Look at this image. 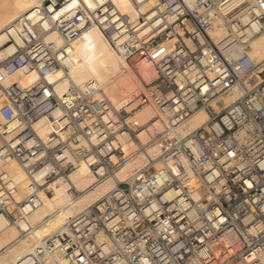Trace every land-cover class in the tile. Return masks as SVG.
Masks as SVG:
<instances>
[{
	"label": "built area",
	"instance_id": "obj_1",
	"mask_svg": "<svg viewBox=\"0 0 264 264\" xmlns=\"http://www.w3.org/2000/svg\"><path fill=\"white\" fill-rule=\"evenodd\" d=\"M92 1L93 8L46 0L22 17L20 51L0 61V100L8 102L0 107V163L14 159L30 178L48 182L76 168L71 153L98 183L156 145L159 167L149 161L73 217L68 232L38 242L14 264H264V62L251 56L264 33V0H130L136 18L112 0ZM221 24L226 35L217 38ZM91 25L123 61L145 68L143 93L120 109L99 96L96 81L60 96L48 79ZM54 30L60 45L46 40ZM33 68L36 83L6 82ZM235 88L243 95L227 104ZM146 105L157 109L152 125L163 130L131 120ZM200 109L207 122L177 135ZM42 120L46 138L36 128ZM120 137L133 144L128 152ZM14 178L0 168V214L19 225L41 198L35 181L18 201ZM32 229L20 228L19 238Z\"/></svg>",
	"mask_w": 264,
	"mask_h": 264
},
{
	"label": "bare ground",
	"instance_id": "obj_2",
	"mask_svg": "<svg viewBox=\"0 0 264 264\" xmlns=\"http://www.w3.org/2000/svg\"><path fill=\"white\" fill-rule=\"evenodd\" d=\"M45 1L0 0V61L20 51L19 45L22 46V42L18 28L22 17L35 9L41 11ZM81 1L87 5L89 3L93 5L92 0H87V3L85 0ZM112 1L122 13L128 14L131 18L137 17L139 11L130 0ZM73 5L69 4L68 8ZM39 11L31 14L36 23L39 22V19L35 17ZM214 35L217 38L226 35L225 27L222 24L218 26ZM46 40L58 45L62 43L61 34L56 30L49 32ZM171 43L166 42L165 46H170ZM251 56L258 64L264 62V33L252 41ZM144 73L145 68L142 69L141 74L144 75ZM38 78V70L33 68L28 72L7 78L6 82L18 81L22 86H29L36 83ZM254 78L261 79L258 72ZM48 79L60 96L70 85L96 81L100 88L99 96H105L117 109L131 104L143 93L145 87L133 68L117 55L107 37L96 25H91L82 31L74 43L69 60L65 65L55 68ZM242 95V90L235 88L225 96V101L231 104ZM6 104H8L6 99L0 100V107ZM158 115L154 106L146 105L133 113L131 120L140 125L150 126V131L156 128L163 130L164 125L160 122H157L155 126L152 125V121ZM208 118L206 110L200 109L187 125L176 130V134L185 136L207 122ZM36 128L46 138L49 130L43 120L36 124ZM64 136L66 137V134ZM82 142L86 144L84 140ZM118 144L125 152H128V148L133 145L122 137L119 138ZM72 146L75 147V144ZM159 153L160 148L156 145L150 146L146 151H139L115 174L98 183L90 168L71 153L68 159L75 164L76 168L69 175H60L48 182H44L42 178H30L14 159L1 162L0 168L9 170L15 176L18 187L16 199L24 200L29 195L31 182L37 181L41 205L19 225H15L5 215L0 214V264L17 263L25 258L38 242L54 234L68 232L67 224L73 217L103 198L117 187L118 183L126 182L136 173L140 175L152 159L154 166L159 167ZM28 227L33 229L19 238L20 228ZM200 254L204 257L206 252L202 251ZM191 264H201V262L195 259Z\"/></svg>",
	"mask_w": 264,
	"mask_h": 264
},
{
	"label": "rangeland",
	"instance_id": "obj_3",
	"mask_svg": "<svg viewBox=\"0 0 264 264\" xmlns=\"http://www.w3.org/2000/svg\"><path fill=\"white\" fill-rule=\"evenodd\" d=\"M134 72L138 75V77L142 80V77H141V72L142 70L141 69H136V68H133ZM131 71V70H130ZM133 74V73H132ZM143 81V80H142ZM144 83V82H143ZM144 90V88H143Z\"/></svg>",
	"mask_w": 264,
	"mask_h": 264
},
{
	"label": "snow or ice",
	"instance_id": "obj_4",
	"mask_svg": "<svg viewBox=\"0 0 264 264\" xmlns=\"http://www.w3.org/2000/svg\"><path fill=\"white\" fill-rule=\"evenodd\" d=\"M85 2L87 3V0H85ZM88 7H93V5L91 3H89ZM261 167H264V164H262ZM249 187H251V185H249Z\"/></svg>",
	"mask_w": 264,
	"mask_h": 264
}]
</instances>
